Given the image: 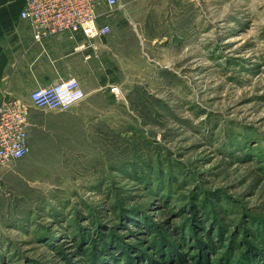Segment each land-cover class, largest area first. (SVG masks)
I'll return each instance as SVG.
<instances>
[{
  "label": "rangeland",
  "instance_id": "374dc122",
  "mask_svg": "<svg viewBox=\"0 0 264 264\" xmlns=\"http://www.w3.org/2000/svg\"><path fill=\"white\" fill-rule=\"evenodd\" d=\"M138 15L170 38L146 60L124 25L146 69H117L118 97L79 80L70 110L32 107L0 171V264H264V0Z\"/></svg>",
  "mask_w": 264,
  "mask_h": 264
},
{
  "label": "crops",
  "instance_id": "0c3cea01",
  "mask_svg": "<svg viewBox=\"0 0 264 264\" xmlns=\"http://www.w3.org/2000/svg\"><path fill=\"white\" fill-rule=\"evenodd\" d=\"M121 1V9L103 17L111 25V33L89 38L81 32H63L39 42L34 39L29 21L21 18L25 0H0V102L16 98L32 103L34 90L73 77L80 80L88 94L99 87L111 92L110 86L119 84L114 83L117 69L145 70L140 54L126 48L124 25L129 24L130 35L141 45L140 50L147 60L146 45L169 39L170 33L160 32L157 27L162 23L147 15L141 18L138 13L159 10L161 0ZM165 22L167 27L170 22ZM172 37L175 38V34ZM118 43L122 45L121 51L115 49ZM122 51L128 56L126 62ZM5 167H0V171Z\"/></svg>",
  "mask_w": 264,
  "mask_h": 264
},
{
  "label": "built area",
  "instance_id": "2783aa9c",
  "mask_svg": "<svg viewBox=\"0 0 264 264\" xmlns=\"http://www.w3.org/2000/svg\"><path fill=\"white\" fill-rule=\"evenodd\" d=\"M122 6L121 0H25L21 18L29 21L34 39L39 42L63 32H81L86 37L99 38L111 30L104 15ZM110 90L117 97L122 91L119 84L111 85ZM84 98L82 85L73 77L34 90L32 103L16 98L0 102V167L8 166L29 152L28 129L32 107L67 111ZM1 182L0 176V187Z\"/></svg>",
  "mask_w": 264,
  "mask_h": 264
}]
</instances>
